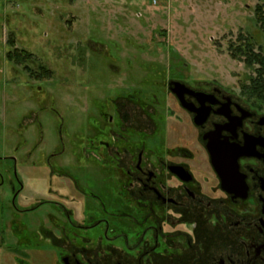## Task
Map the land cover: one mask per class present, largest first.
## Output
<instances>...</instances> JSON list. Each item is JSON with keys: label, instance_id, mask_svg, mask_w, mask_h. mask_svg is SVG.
Wrapping results in <instances>:
<instances>
[{"label": "flooded vegetation", "instance_id": "1", "mask_svg": "<svg viewBox=\"0 0 264 264\" xmlns=\"http://www.w3.org/2000/svg\"><path fill=\"white\" fill-rule=\"evenodd\" d=\"M171 66L165 114L141 89L95 98L74 159L63 115L24 116L56 136L38 162L0 154V264H264V105Z\"/></svg>", "mask_w": 264, "mask_h": 264}, {"label": "rangeland", "instance_id": "2", "mask_svg": "<svg viewBox=\"0 0 264 264\" xmlns=\"http://www.w3.org/2000/svg\"><path fill=\"white\" fill-rule=\"evenodd\" d=\"M257 4L264 0H0V154L45 158L56 134L45 117L40 136L37 127L24 131V116L59 113L68 128L67 158L74 159L75 131L81 129L76 118L94 111V99L111 91L144 90L146 100L161 101L155 109L165 114L172 103L166 79L175 78L170 65L185 79L214 80L237 94L256 66L232 56L228 46L238 45L242 35L264 53ZM14 49L20 58L8 56ZM103 106L104 115L112 112ZM20 133L26 142L16 153ZM101 150L98 158L104 159ZM107 169L97 168L105 177Z\"/></svg>", "mask_w": 264, "mask_h": 264}, {"label": "trees", "instance_id": "3", "mask_svg": "<svg viewBox=\"0 0 264 264\" xmlns=\"http://www.w3.org/2000/svg\"><path fill=\"white\" fill-rule=\"evenodd\" d=\"M254 13L259 28L264 32V5L257 4L254 8ZM237 38V42H240L238 45L231 43L228 46L231 55L238 56L239 58L244 57V61L247 64L256 66L254 76L248 79V83L243 85V88L250 96H256L260 101H264V53L261 52V50H254L252 41L249 37L240 35ZM15 49L12 52H8V56L11 59L20 58V55H18Z\"/></svg>", "mask_w": 264, "mask_h": 264}, {"label": "water", "instance_id": "4", "mask_svg": "<svg viewBox=\"0 0 264 264\" xmlns=\"http://www.w3.org/2000/svg\"><path fill=\"white\" fill-rule=\"evenodd\" d=\"M177 83V82H176Z\"/></svg>", "mask_w": 264, "mask_h": 264}]
</instances>
